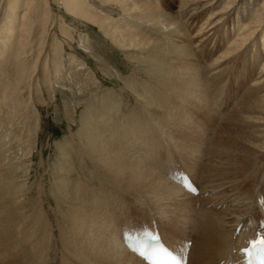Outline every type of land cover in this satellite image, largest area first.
Segmentation results:
<instances>
[{"label": "bare ground", "instance_id": "bare-ground-1", "mask_svg": "<svg viewBox=\"0 0 264 264\" xmlns=\"http://www.w3.org/2000/svg\"><path fill=\"white\" fill-rule=\"evenodd\" d=\"M2 8L8 13L0 31V264H147L119 237L125 227L133 228L129 219L119 220L128 210L106 194L99 198L97 184L106 181L130 191L139 214L155 221L170 243L182 248L191 242L189 264H227L231 253L237 255L263 212L257 198L264 199V0H0V14ZM79 25L98 26L128 57L155 53L162 35L171 42V52L163 50L172 61L139 60L138 79L126 83L123 93L126 103L139 102V114L119 100L108 104L112 118L104 119L90 98L79 135L63 145L70 162L59 166L58 180L48 186L43 161L41 179H33L37 136L29 117L39 119V108L23 97L25 90H35L36 74L37 85L44 76L50 83L46 90L65 85L67 78L82 87L96 83L79 71L85 63L67 50L69 45L89 49L86 29ZM57 27L61 37L50 33ZM198 57L206 60L203 66ZM30 59L31 70L25 66ZM204 78L221 108L238 97L244 79L250 84L233 99L212 143L215 162L207 163L200 180L191 172L201 189L195 196L163 173L173 164L167 155L174 154L165 152L153 129L165 124L179 144V115L188 114L186 104L196 103ZM10 148L13 153H6ZM180 193L202 199L206 208L200 217L182 213ZM219 207L211 217V208Z\"/></svg>", "mask_w": 264, "mask_h": 264}, {"label": "rangeland", "instance_id": "rangeland-1", "mask_svg": "<svg viewBox=\"0 0 264 264\" xmlns=\"http://www.w3.org/2000/svg\"><path fill=\"white\" fill-rule=\"evenodd\" d=\"M4 9H5V6H4ZM54 9L58 10L57 6H54ZM6 12H7V9L3 12V8H2V13L0 14V31H1V28L3 25V22L5 20V16L8 13V12L7 13ZM1 17H2V19H4L3 21H1ZM84 26L85 25H82V26L79 25V30L83 31L86 29L84 34L88 36L89 49L86 50L83 47L82 48L79 46L73 47V45H69L67 47V50L70 51V53L75 54V56H77L76 58L79 59L80 62L85 63L84 67L82 69H80L79 71L87 73L92 80H95L96 83L93 84V82H89L90 85L88 84V86L85 83L82 87L81 85L75 84L76 80H77L76 78H72V79L67 78V80H66L67 82L66 83L64 82L65 85L59 83L56 85L54 90L53 89L46 90V88L49 86L50 83L49 82L44 83L45 82L44 81L45 76L43 75L44 78L43 79L41 78V84L38 83V85H37V82H38L37 79L39 78V75L36 74L35 76H37V77L34 78L35 80L31 81V83L34 82V84L36 86V88H34L35 90L32 91L33 93L32 92L30 93L28 90H25V92H24L23 98L26 99V102L29 100H32L33 102H31L30 104H36L37 109L39 108L38 109L39 119H36V120L39 121L40 125L38 124L36 126L38 121H36L35 118H33L29 115L30 116L29 117L30 118V125L32 124L31 126L34 129L33 131H34V133H36L35 135L37 136L36 137L37 141L35 142L36 157L33 161H31V163L33 165L34 175H35V177H33V179L34 178L36 180L41 179L40 168L43 167V168H45L44 173L46 174V183L48 182L47 183L48 186H50V184L52 183L51 180H53L55 182L58 180L59 166L62 163L65 164V162H67V163L70 162L67 160L65 161L66 158H64V155H63V152H64L63 151V147H64L63 145L65 142H71L73 140L72 139L73 135H77V136L79 135V131H81V129H82V124H81L82 116H83L82 112L86 111V106H87L90 98L94 99L93 102L92 101L91 102L93 105L96 103L95 105L98 108L99 112H101L100 114L103 115L104 119H105V116H106V118L111 119L112 117H111V114L109 113L110 110H108V108H107L108 104H111L112 102L116 103L119 100H121L120 102H122V103H123V101L128 102V97L123 95V93H125V91H126L125 85H126V83L135 84L133 82H136V80L138 79L137 77L139 74H137L138 73L137 70L139 69L138 68V66H139L138 63H140L139 60L142 61L145 59H161L162 61H165L167 63L172 61L171 58H168L167 56H165L167 51H168V53L171 52V46H172V45L170 46L171 42H169L167 38H163L162 35H160L159 37H156V40L159 39L160 43L158 44V48H155V50L157 49L156 51L154 49L152 50V51H155V53H152L151 51H149V53L145 52L144 54H141L139 52H136V53L134 52V53H132L131 57H128V54H126L125 51H122V50L118 49L117 47H115L114 45H112V43L99 30L100 28L98 26L91 25L90 26L91 28H88L87 26L85 28ZM51 29H50L51 34H53L55 32L54 35L58 34V36L61 37L62 34L60 32V30H61L60 27H57V28L52 29V30ZM191 32L192 31H190V33ZM1 35H3V34H1ZM1 35H0V37H1ZM37 40H38V38H37ZM35 42H37V41H35ZM45 44H47V42ZM160 44H162V45L164 44V45H166V47L164 45L162 46ZM52 45L53 46L51 48L53 49V51L50 48L51 49L50 52L53 55L56 44H52ZM160 46H162V47H160ZM163 48L164 49L166 48V52H165V50H163ZM167 48H169V49H167ZM133 58L134 59L138 58V59L135 60V62H132L131 59H133ZM51 59H53V58H51ZM198 59H199L198 60L199 64L201 63L200 65L203 66L205 64L206 60H204V59L201 60L200 57H198ZM30 60H29L30 62H28V64L25 63V66H28V68H30L32 65H34V61H35L34 59H30ZM52 64H54L53 60H52ZM103 67H105V68L103 69ZM30 70H31V68H30ZM30 70L28 71V73L30 72ZM6 72L9 74L8 70H6ZM72 80H73V82H72ZM202 80H203V84L207 83V85H206L207 87L201 88L203 86V84H201L200 89H203V92L198 91L197 95H195L193 97L194 99H196L195 100L196 103L190 104V105L186 104V108H188V110L186 111L188 113L187 114L188 116L187 115H181V114L179 115V118H180L179 122L181 124L180 130L182 131V134H180L179 133L180 130L178 132L176 130V132L179 134V137L181 140L179 142V144H177L178 142H175V140L173 138H171V135H172L171 131L172 130H170L167 126H165V124H161V123L156 124L155 127H157V128L153 129L156 131V132H154V135L156 134L159 137L161 136V140H164L163 145H164V148L166 150L165 152L170 151L171 153L174 154L172 156H170L168 154L166 158L170 157L171 160L176 159L175 162H178V161L181 162L182 165H184V167H186L188 170H190V172L194 173L198 177V180H200V177L202 176L203 172L208 169L207 163L215 162L213 160H215L216 156L214 155V153L211 154L212 153V151H211L212 150V143L214 142L215 137L217 136V133L220 130V128L223 125L225 126V123H223V122H225L226 113H229L231 108L234 106L233 105L234 104L233 99H237L243 93L244 87L246 85L250 84V78L244 79L245 80L244 83L241 82V85L239 86L240 94L238 95V97L233 98L231 100V102L229 103V105H227V107L221 108L220 104L217 102V97L215 95V92L213 91L212 83L210 82V80L209 79L205 80V78ZM8 82H9V80H8ZM123 87H124V89H123ZM113 90H114V92H113ZM45 92L49 93V95L46 96ZM37 93L39 94L38 95L39 97H37ZM111 94H113L115 96V98H114V96L112 98ZM108 95H110V97ZM108 97H109V99H108ZM203 97H205V98H203ZM42 98H43V100H42ZM102 104H104V105H102ZM126 104H128L130 111H134L135 113L139 114V112H140L139 102L132 99L130 101V104L129 103H126ZM132 105H135L136 108H135V106H132ZM204 105H206V106H204ZM68 111L70 114H68ZM104 114H107L109 117L107 115H104ZM143 120L147 121L146 119H143ZM152 121H154V120H152ZM220 121H222V122H220ZM34 122H37V123L35 124ZM220 123H221V125H219ZM108 127L111 128L114 126L110 125ZM200 128H203V130ZM37 129H39V130H37ZM188 129H190V130H188ZM118 133H119V138H120L122 136V134L119 131H118ZM203 133H205V134H203ZM214 133H215V136H213ZM113 134H114V132H113ZM174 138L177 139V137H174ZM183 138L187 139L186 144H185ZM121 140H122V137H121ZM32 146H34V145H32ZM186 147L189 148L191 151L198 152V155H190V151L188 153V151H186ZM11 150H12L11 148L8 149L6 153L11 154ZM179 152L182 155L179 154ZM12 153H13V150H12ZM40 154H41V157H40ZM186 158L189 159V161H187V164H185V162H184V160ZM250 158L253 159V158H255V156H252ZM42 161H43L44 165L42 167H40ZM73 163L71 162L72 165H73ZM76 164H75V166H76ZM85 164L86 163L83 162L82 166H85ZM190 167H192V168H190ZM163 173H164V171H163ZM81 176L82 175H80V177ZM84 176H86V175H84ZM166 177L169 178L167 175H166ZM70 178L73 181H75V179H76L75 174L74 175L72 174V176H70ZM84 180L86 181V179H83V181ZM68 182H70V180H68ZM96 184L97 183L92 182L91 185L94 186ZM98 184H97V187L99 189L98 190L99 191V198H104L103 195L106 194V196L109 199L111 198L112 200H114V199L118 200L120 202V204H119L120 207L128 210L127 214L119 217V220H121L122 223H125V221L127 219H129L128 216L130 214H134V213L139 214V212L136 209V208H138V206L134 203V201L132 199L133 195L131 194L130 191H127V190L123 191L119 187H117L116 185H114L113 183H110L108 181H106L104 183V185H100V184L98 185ZM177 185H179V184L177 183ZM179 198H180V200H182V199L184 200V202H182L184 206L183 207L180 206L183 209L182 213L190 214V215H192V217H196V216L200 217V215L203 214V209L206 207L201 205L202 199H198V200L192 199V198L190 199L187 195H185V194L181 195V193H180ZM189 201H191V202L189 203ZM191 203L192 204L194 203V204L192 205ZM189 205L191 206V208L188 209ZM170 207H176V205L172 204V206H170ZM97 208L98 207H96L94 205V208L92 210L96 211ZM190 209H192V210H190ZM211 209L214 210L213 212H211L212 213L211 217H214V214L217 216L218 215L217 212L220 211L219 210L220 207L218 209H213V208H211ZM161 210H163V208L160 210H157V211H161ZM140 215H142V214H140ZM129 221H130V219H129Z\"/></svg>", "mask_w": 264, "mask_h": 264}, {"label": "snow or ice", "instance_id": "snow-or-ice-1", "mask_svg": "<svg viewBox=\"0 0 264 264\" xmlns=\"http://www.w3.org/2000/svg\"><path fill=\"white\" fill-rule=\"evenodd\" d=\"M178 179H180L181 181H184L185 178L184 177H178ZM152 239H155V237H152ZM252 248L251 249H244V251L246 252H251L253 250H264V248H262V246H264V240H260V241H252ZM150 259H155L158 264H164V262L168 259H173L175 260L176 257L172 256V254L170 252H168L167 249H163L161 254L156 256V257H150Z\"/></svg>", "mask_w": 264, "mask_h": 264}]
</instances>
